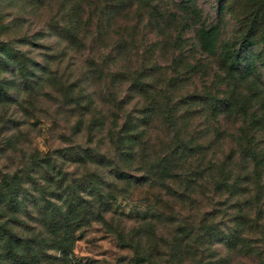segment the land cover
I'll return each mask as SVG.
<instances>
[{"label": "rangeland", "instance_id": "1", "mask_svg": "<svg viewBox=\"0 0 264 264\" xmlns=\"http://www.w3.org/2000/svg\"><path fill=\"white\" fill-rule=\"evenodd\" d=\"M0 43V264H264V0H0Z\"/></svg>", "mask_w": 264, "mask_h": 264}, {"label": "trees", "instance_id": "2", "mask_svg": "<svg viewBox=\"0 0 264 264\" xmlns=\"http://www.w3.org/2000/svg\"><path fill=\"white\" fill-rule=\"evenodd\" d=\"M212 34V29H210L209 31H202L201 32V36L200 37V42H201V45L202 47L210 44L211 46H213L215 43L212 42V37H211ZM247 41L244 40L243 44L246 43ZM206 44V45H205ZM7 45H4L3 43H0V52H7L5 50V47ZM208 46V45H207ZM204 48V47H203ZM226 49L224 51V59L223 61L227 64V72H230V74H232V72H235V71H239L240 69V56L238 54V52H235V51H231L227 46H226ZM102 127V125H99V127ZM123 127L125 129V132L127 133L126 136H129L127 140H129L131 143H133L135 140H137V134L135 135H131L129 133H132L136 128H137V125H134L133 123V120L131 119L130 120V115L128 114L127 118H126V121L124 122L123 124ZM122 154H125L123 155L125 159H127L128 157H130L132 153H126L123 151ZM259 164H255V169L257 170L258 168L260 169H263V166L261 165L260 161H258ZM226 165V164H225ZM225 165H224V169H225ZM260 165V166H259ZM254 166V165H253ZM239 168H244V170H249L250 168V165L248 164H241L239 166ZM212 170V168L209 169V171ZM212 172V171H211ZM229 173L231 171H228ZM229 173H226L227 175L222 179V181H214V192H220L221 191V188L224 187V188H227L228 189V193L231 197H234V196H237V197H242V198H247V195L246 193H250L252 192L251 190H249L252 186V180L253 178L251 177V175L249 176H246L245 178H243V180L241 181L242 183H238L237 179L235 180V184H232V185H229L228 184V181L230 180V176H229ZM258 174V177L256 179H254V183L257 184V187H256V193H255V197H254V202L256 205L258 204H263V207H264V201H263V198H264V180L261 179V176L259 174V172L257 173ZM7 184V182H6ZM251 185V186H250ZM247 201V200H246ZM13 205L15 206V209L13 210V213H19L20 212V206H19V202L18 201H14ZM258 210H257V223L259 224L260 227H262L264 229V222H263V219H264V210L261 209V207H257ZM106 211V210H105ZM89 213H91V211H89L87 213V215H89ZM59 215H62V213H59ZM80 215L81 217L85 215V212L84 210H82L80 212ZM59 217V216H58ZM56 223H57V226L59 224H61V222H58L57 221V218H55L54 220ZM259 221H262V222H259ZM63 223H66L63 224ZM63 224V227L65 228L66 226H69V223L66 219V217L64 218V221L62 222ZM236 231V230H235ZM214 238H221V236L223 235L222 233H217L215 230L214 232H210ZM224 239L223 241H225L226 243H230L229 247L231 248H234L235 245L237 244L238 241H236L233 237L234 240H232V238H228L227 236L224 237L222 236ZM73 237L71 235H67L66 238H63L62 240V244H65V246H67V249H65V247L62 249V252L63 255H65L66 252L69 253V251L73 249ZM65 250V251H64ZM67 250V251H66ZM258 256L260 255V252L258 251L256 253ZM140 256V255H139ZM145 259V257H143Z\"/></svg>", "mask_w": 264, "mask_h": 264}]
</instances>
